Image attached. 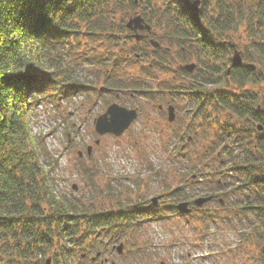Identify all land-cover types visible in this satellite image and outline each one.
I'll return each mask as SVG.
<instances>
[{
    "label": "trees",
    "instance_id": "trees-1",
    "mask_svg": "<svg viewBox=\"0 0 264 264\" xmlns=\"http://www.w3.org/2000/svg\"><path fill=\"white\" fill-rule=\"evenodd\" d=\"M212 1L214 11L209 13L211 0H201L196 12L191 10L192 0H0V264H41L37 259L40 251H52L54 264H71L77 247L90 238L95 249L97 238L105 234L110 238L108 246L147 220L165 217L161 207L147 209L136 202H117L109 209L98 208L55 191V167L42 160L43 141L33 133L30 114L49 98L72 96L91 87L60 55V49L63 52L80 34L98 40L104 48V54L94 55L95 64L110 65L99 93L116 90L154 98L146 81H127L119 74L132 52L152 58L144 67L148 75L155 67L165 69L169 60L196 59L203 75L186 84L175 83L169 93L189 94L193 108L187 111L188 139L205 134L204 149L188 152L181 146L179 153L188 160L191 155L195 158L191 177L208 174L216 186L220 180H230V192L243 196L237 207L255 219L243 241L253 240L256 230L254 238L264 243V94L248 89L264 75L248 64L230 65L236 45L225 38L244 27L249 42L242 54L264 64V0ZM138 7L143 8L140 15L160 29L156 35L160 43L168 42L169 47H149L153 52L149 55V49L132 40L124 15ZM170 48L175 49L171 54ZM82 60L92 61L89 55ZM213 113L237 120L238 129L219 117L212 121ZM197 118L201 122L195 125ZM238 130L257 133L258 142L253 148L249 145L243 157L234 154L229 141ZM223 152L228 155L218 160L217 167L206 169L208 157L213 156V161ZM185 185L190 184L171 192L176 199L164 207L166 211L181 215L176 203Z\"/></svg>",
    "mask_w": 264,
    "mask_h": 264
},
{
    "label": "rangeland",
    "instance_id": "rangeland-1",
    "mask_svg": "<svg viewBox=\"0 0 264 264\" xmlns=\"http://www.w3.org/2000/svg\"><path fill=\"white\" fill-rule=\"evenodd\" d=\"M211 2L208 5L209 13L214 11L215 6L214 1ZM142 9L138 7L126 13L125 23L136 13L141 14ZM144 22L151 25L152 29L150 32L143 31L152 33L153 36L144 40V35L138 41L140 47L149 49V55H153L150 48H156L150 43L151 39L157 41L159 46L169 47L168 42L160 43L157 38L160 29L145 19ZM133 34L134 31H131L132 40L137 41L132 37ZM81 35L71 39L63 52L60 49L61 54H58L72 63L76 67V73L91 87L72 96L49 98L30 114L33 133L43 141L42 160L55 167V191L81 205L91 204L98 208L109 209L117 202H136L150 209L161 207L165 217L147 220L142 226L127 231L117 242L108 246L110 238L105 234L97 238L95 249L90 245V238L83 246L77 247L70 263L95 264L90 262V258L100 252L102 255L98 262L108 258V262L103 264H111L112 261L115 264H264V243L257 242L254 238L257 231L252 232L253 240L246 238L243 241L247 236L246 232L250 231L255 222L250 213H244L237 207L238 200L243 196L230 192L228 178H217L221 183L216 186L213 180H209L211 177L208 174L200 178L191 177V164L196 163L195 158L191 155L188 160L179 153L181 146L188 152L203 150L202 137L205 134L202 137L198 135L197 139H188L191 135L186 127L189 118L187 111L193 108V101L189 94L169 93L170 87L175 83L186 84L203 75V67L194 58L181 62L179 59L175 62L169 60L165 69L155 67L153 74L148 75L144 67L151 64L149 60L152 58L148 57L150 59L147 60L138 56L140 63H136V52H132L130 62L119 68V74L122 79L129 81L133 78L139 83L140 79L146 81L148 87H152L154 98L150 99L140 93L130 96L116 90L99 93V89L105 85V72L110 65L95 64L92 60L94 55L104 54V48L98 45V40ZM225 38L235 43V49L240 52L245 63L254 64L264 75V64L259 63L256 58L254 62L249 61L242 54L243 48L249 42L244 27L227 33ZM174 50L170 48V54ZM120 52L122 53L121 50ZM86 55L92 61H83L82 57ZM156 56L157 54L154 57ZM187 63H195L196 68L191 76L187 73L186 78H181L177 75L178 68ZM248 89L264 94V79ZM116 93H120L118 99ZM113 102L129 109L140 108V115L121 136L99 135L95 131L94 120ZM160 104L165 106V111L160 112ZM170 104L174 106L176 113L172 122L167 119ZM218 117L222 123L231 122L234 129H238L239 122L231 121L227 114L213 113L211 120L215 122ZM200 122L197 118L194 124L198 125ZM239 135L240 138L237 137ZM232 138V141L229 140L230 145L234 154L239 157L248 152L249 145L253 148V144L258 142L254 130H238ZM228 152H223L215 158L216 161H211L213 156L208 157L206 169L212 171L211 168L217 167L218 160L224 159ZM184 183L190 185H185L182 194H178L179 202L194 200L210 190H215L224 201L222 204L217 200L204 204L193 213H187L188 215H176L170 210L166 211L164 207L170 206L176 199L171 192ZM156 196H159V202L152 205L151 199ZM120 243H123V251L118 253L115 248L112 249V245L117 247ZM83 254H86L85 258L81 256ZM37 259L41 264H45L48 259L49 264H54L52 251L38 252Z\"/></svg>",
    "mask_w": 264,
    "mask_h": 264
},
{
    "label": "water",
    "instance_id": "water-1",
    "mask_svg": "<svg viewBox=\"0 0 264 264\" xmlns=\"http://www.w3.org/2000/svg\"><path fill=\"white\" fill-rule=\"evenodd\" d=\"M201 0H192L191 2V10L196 12L199 10ZM126 26L128 29L134 31V34L132 35L133 38H135L137 41H140L143 39L144 34L139 33L138 31L147 30L148 32L151 31V25L144 22L143 17L140 14H136L135 16H131L129 20L126 23ZM150 43L154 47H158L159 43L153 39L150 40ZM234 45V44H233ZM242 56L238 50H234L232 56H231V65L232 66H239L242 64ZM195 63H189L186 64L185 68L192 72L195 68ZM252 69H255L254 64H249ZM258 109L261 110L260 107ZM138 117V111L137 109H129L125 106H122L118 104L117 102H113L106 108L105 112L101 115H99L94 120V127L95 131L99 135L104 134H113L115 136H121L126 129L129 128V126L132 124V122ZM168 121L172 122L175 119V108L172 104L168 106ZM258 129L261 130L262 126L259 125ZM190 139V138H189ZM90 147L88 149V153H90ZM211 195L208 196H199L198 198L194 199V205L196 207H200L206 202L211 200ZM159 201V196L153 197L151 199L152 205H157ZM177 210L180 213H188L191 211V207L189 206V203L187 201H181L176 205ZM118 253H121L123 251V243H120L117 247H115ZM50 260L48 259L46 261V264H49ZM111 264H115L112 262Z\"/></svg>",
    "mask_w": 264,
    "mask_h": 264
},
{
    "label": "flooded vegetation",
    "instance_id": "flooded-vegetation-1",
    "mask_svg": "<svg viewBox=\"0 0 264 264\" xmlns=\"http://www.w3.org/2000/svg\"><path fill=\"white\" fill-rule=\"evenodd\" d=\"M140 33H143L144 35H145V38H144V40L146 39H149L150 37H152L153 35H152V33H150V34H147V33H145V31H141ZM142 48H144L143 46H142ZM234 50H235V47L234 48H232V54H233V52H234ZM231 54V55H232ZM141 55V53L138 55V53L137 54H135V60H136V63H140V57L138 58V56H140ZM242 60H243V57H242ZM188 64V63H187ZM230 64H231V60H230ZM243 64H247V62L245 63L244 62V60H243ZM185 66H186V64H183V65H180V67L178 68V74L177 75H179L181 78H186L187 76L186 75H188L189 74V76H191L190 74H193L194 72V69L196 68V66H195V68L193 69V73L192 72H189L186 68H185ZM229 67H230V65L228 66V71H230L229 70ZM176 71V70H175ZM227 71V72H228ZM188 73V74H187ZM188 76V77H189ZM139 95V94H138ZM120 97V93H116V98L118 99ZM158 108L160 109V112H163L162 110H164L165 111V106L164 105H162V104H160L159 106H158ZM137 109V111H138V116L140 115V108H136ZM175 116H176V113H175ZM208 195H211V200L210 201H208V202H206L205 204H207V203H210V202H214V201H219L221 204L223 203V199L222 198H219L218 197V194L216 193V192H213V193H211V194H204V195H200V196H208ZM184 201H187L188 203H189V206L192 208L191 209V211L190 212H188L189 214H191V213H193L194 211H195V209L196 208H198V207H196L195 205H194V200H184ZM159 202V201H158ZM179 202V201H178ZM178 202L176 203V205L178 204ZM158 204V203H157ZM139 205H140V203H139ZM142 207H144V206H141V208ZM147 209H150V208H147ZM177 209V208H176ZM178 211V210H177ZM179 212V211H178ZM180 213V212H179ZM181 214V213H180ZM182 214H184V213H182ZM185 215H188L187 213H185ZM114 248V245H112V249ZM101 253L99 252V255H96L95 257H92V258H90V262L91 263H95V264H103V263H106V262H108V258H103V259H101L99 262L97 261L98 260V258L99 257H101ZM82 257L83 258H85L86 257V254H84V255H82ZM98 262V263H97ZM113 262V261H112ZM111 262V263H112Z\"/></svg>",
    "mask_w": 264,
    "mask_h": 264
}]
</instances>
